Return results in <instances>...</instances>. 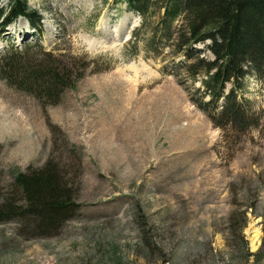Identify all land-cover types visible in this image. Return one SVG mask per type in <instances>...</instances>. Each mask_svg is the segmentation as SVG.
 Listing matches in <instances>:
<instances>
[{"label":"rangeland","instance_id":"obj_1","mask_svg":"<svg viewBox=\"0 0 264 264\" xmlns=\"http://www.w3.org/2000/svg\"><path fill=\"white\" fill-rule=\"evenodd\" d=\"M28 5L42 49L85 72L44 106L0 80V198L50 161L79 210L46 238L0 223V264H264V79L244 85L258 127L222 132L156 59L123 57L139 22L123 3ZM27 24L0 33V55L33 42Z\"/></svg>","mask_w":264,"mask_h":264},{"label":"trees","instance_id":"obj_2","mask_svg":"<svg viewBox=\"0 0 264 264\" xmlns=\"http://www.w3.org/2000/svg\"><path fill=\"white\" fill-rule=\"evenodd\" d=\"M7 1L6 8L0 7V33L24 19L33 42L24 39L20 49L10 46L0 55V80L42 106L54 105L85 67L75 74L73 64L42 49V16L29 0ZM112 2L123 3L139 18L124 42V58L141 52L156 59L161 74L186 90L189 102L214 128L242 134L258 127L261 115L244 97V85L249 77L264 79V0ZM12 179L13 190L0 198V223L18 222L25 227L20 236H54L77 214L73 188L50 161L16 172Z\"/></svg>","mask_w":264,"mask_h":264},{"label":"bare ground","instance_id":"obj_3","mask_svg":"<svg viewBox=\"0 0 264 264\" xmlns=\"http://www.w3.org/2000/svg\"><path fill=\"white\" fill-rule=\"evenodd\" d=\"M25 32L28 34L29 33V31L28 30H25ZM252 244H253V241H252Z\"/></svg>","mask_w":264,"mask_h":264}]
</instances>
